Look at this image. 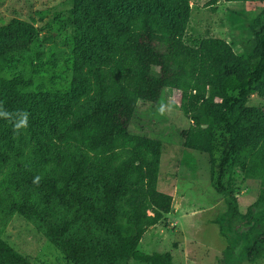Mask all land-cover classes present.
Here are the masks:
<instances>
[{"label": "trees", "instance_id": "trees-1", "mask_svg": "<svg viewBox=\"0 0 264 264\" xmlns=\"http://www.w3.org/2000/svg\"><path fill=\"white\" fill-rule=\"evenodd\" d=\"M191 9L190 0H72L69 89L31 93L20 90L30 79L0 82V172L41 141L14 180L17 196L0 189L1 222L13 213L34 218L71 264H174L170 251L137 248L173 198L157 188L160 141L128 131L136 101H158L170 88L182 91L192 123L181 131L183 145L208 155L210 183L225 198V211L212 219L227 240L225 263L264 256V157L250 169L260 170L261 187L245 214L229 181L242 151L264 138V124L248 116L251 95L264 87V4L246 18L252 45L245 54L214 36L189 43ZM11 22L0 24V60L8 46L37 35L34 26ZM50 201L69 217H46L39 204ZM0 264L30 263L0 238Z\"/></svg>", "mask_w": 264, "mask_h": 264}, {"label": "rangeland", "instance_id": "rangeland-1", "mask_svg": "<svg viewBox=\"0 0 264 264\" xmlns=\"http://www.w3.org/2000/svg\"><path fill=\"white\" fill-rule=\"evenodd\" d=\"M190 3L191 16L185 36L189 43L195 38L214 36L229 42L237 54L250 49L252 34L246 18L257 14L264 0H190ZM10 20L11 24L34 26L37 35L31 41L23 38L20 46H8L7 51L12 52L0 60V82L30 79L31 84L20 87L21 91H67L74 58L72 0H0V24ZM182 94L181 90L168 88L158 101L138 99L128 124L130 133L160 141L157 188L173 198L166 218L147 227L137 248L146 253L170 251L174 264H226L223 252L227 240L212 222L225 211V198L210 183L208 155L183 145L181 131L192 123ZM82 98L77 100H89ZM248 116L264 124V87L251 95ZM38 145L41 141H32L11 159L0 172V189L9 188L17 196L20 187L15 186L14 180L30 168ZM262 157L264 138L242 151L230 170L229 181L241 214L258 197L260 170L253 173L250 169ZM32 196L33 202L40 201L38 193ZM39 206L45 208L49 219L60 221L64 216L69 217L58 201ZM0 238L27 257L30 264H71L43 234L34 218L13 213L5 223L0 221ZM239 257L232 258L228 264H264V256L254 262ZM127 264L145 263L130 259Z\"/></svg>", "mask_w": 264, "mask_h": 264}, {"label": "clouds", "instance_id": "clouds-1", "mask_svg": "<svg viewBox=\"0 0 264 264\" xmlns=\"http://www.w3.org/2000/svg\"><path fill=\"white\" fill-rule=\"evenodd\" d=\"M4 115H7V113H4ZM27 120V114H24L23 118L19 121V124L17 125V127H19L22 124H25Z\"/></svg>", "mask_w": 264, "mask_h": 264}]
</instances>
